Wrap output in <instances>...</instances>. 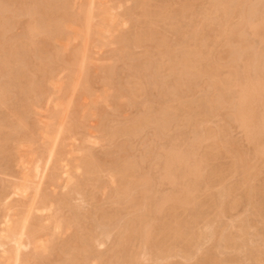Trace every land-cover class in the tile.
<instances>
[{"label": "bare ground", "instance_id": "6f19581e", "mask_svg": "<svg viewBox=\"0 0 264 264\" xmlns=\"http://www.w3.org/2000/svg\"><path fill=\"white\" fill-rule=\"evenodd\" d=\"M0 264H264V0H0Z\"/></svg>", "mask_w": 264, "mask_h": 264}, {"label": "rangeland", "instance_id": "374dc122", "mask_svg": "<svg viewBox=\"0 0 264 264\" xmlns=\"http://www.w3.org/2000/svg\"><path fill=\"white\" fill-rule=\"evenodd\" d=\"M24 29V27L23 26H21V28H17V29H14V31H13V33H17V32H19V29H20V32ZM17 30V31H16ZM134 49H136V48H134ZM134 49H133V51H134ZM139 49V48H138ZM140 51H141V49H139ZM137 51L138 50H136V52H134V53H136L137 55H136V57L137 58H139V60H140V54H138L140 51H138V53H137ZM107 54H110V51H107L104 55H102V54H100V55H96V57L97 56H99V57H103V56H106ZM140 55V56H139ZM107 56H109V55H107ZM141 58H142V56H141ZM143 60V59H142ZM118 63H120V62H118ZM116 65V64H115ZM120 65H121V67H122V64L120 63ZM117 67H119L118 68V70H120V66H119V64H117ZM139 105H137V106H135V109L136 110H139V108H141L140 106L138 107ZM137 107H138V109H137ZM131 109V110H130ZM130 109H127V110H125V111H120V112H118V111H115L116 112V116L114 115L115 113L113 112V111H109L108 109V112H107V110L105 111V113L103 112V118H105L107 121H108V124L110 125L111 124V126H112V124L114 125V127L115 126H117L118 124V122H119V120H121V119H125V118H129V116H134V114H136L138 111H136L135 109H134V107H133V109L136 111L135 113H134V111L132 110V108L130 107ZM129 111H130V113H129ZM124 112H127V113H124ZM111 115H110V114ZM114 113V114H113ZM117 113L118 114H120L119 116L117 115ZM124 113V114H123ZM105 115H107V116H105ZM110 115V116H109ZM125 115V116H124ZM113 117V118H112ZM121 117V118H120ZM123 117V118H122ZM118 118V119H117ZM111 119V120H110ZM115 119V120H114ZM110 120V121H109ZM117 120V121H116ZM115 123V124H114ZM238 130L237 129H232L231 131H230V134H232V135H230L231 136V138H236V139H238L240 136V133L238 134V132H237ZM143 133H145V134H143V135H140V136H142L141 138L140 137H137L136 139H137V141H136V139H134L133 140V145L135 146V149L134 148H132L133 150H130V153L132 154V155H136V153H137V155L139 154V151L141 150V148L144 146H147V145H149L150 143H151V138H152V136H150V134H151V132H150V130H148V131H145V132H143ZM235 133V134H234ZM145 135V136H144ZM152 135V134H151ZM235 135V136H234ZM148 137V138H147ZM122 138V137H121ZM140 138V139H139ZM120 138H118V140H119ZM143 139L145 140V142L143 141ZM147 139H149V140H147ZM117 140V141H118ZM122 139H120V141H121ZM143 141V143H142V141ZM149 141V142H148ZM119 142V141H118ZM134 142H135V144H134ZM138 143V144H137ZM139 143H141V147H140V145H139ZM146 143V144H145ZM153 145H154V143H152ZM137 146H138V148H137ZM96 147V146H95ZM99 147L100 146H98V147H96V148H94V150L96 151H94L95 153H98V155H101V156H103L104 154H102L101 153V151H103L104 150V148L103 147H100V149H99ZM93 148H92V150H93ZM137 148V149H136ZM140 148V149H139ZM99 149V151H97ZM139 149V150H138ZM135 150V151H134ZM137 150V151H136ZM131 151H134V152H131ZM134 153V154H133ZM136 155V156H137ZM145 164V163H144ZM144 164L142 165V169H143V171H145L146 169L148 170V165H146L145 164V166H144ZM145 168V169H144ZM162 188L164 189V186H160L159 187V190H162ZM77 200V199H76ZM73 200L76 204H78V202L80 203V201L79 200ZM99 201H101V199H99ZM104 205H106L105 203H104V200L102 199V201H101ZM101 202H99V203H101ZM80 204H82V203H80ZM83 205V204H82ZM84 206V205H83ZM211 241H213V240H211ZM209 242V244L210 243H212V242ZM214 242V241H213ZM208 243V242H207ZM207 243H205L204 245L205 246H208V244ZM110 244V240H108V245ZM107 243H106V245H104V248L105 249H107ZM211 245V244H210ZM106 246V247H105ZM100 248V246L98 247V248H96L97 250ZM101 249V250H100ZM99 250L100 251H106L105 249H103V247L101 246V248H100Z\"/></svg>", "mask_w": 264, "mask_h": 264}]
</instances>
